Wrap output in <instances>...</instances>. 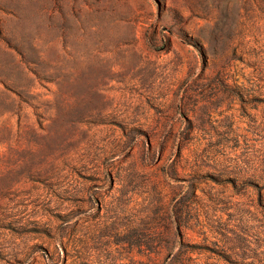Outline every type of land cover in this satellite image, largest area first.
I'll use <instances>...</instances> for the list:
<instances>
[{
	"label": "rangeland",
	"instance_id": "obj_1",
	"mask_svg": "<svg viewBox=\"0 0 264 264\" xmlns=\"http://www.w3.org/2000/svg\"><path fill=\"white\" fill-rule=\"evenodd\" d=\"M0 264H264V0H0Z\"/></svg>",
	"mask_w": 264,
	"mask_h": 264
}]
</instances>
